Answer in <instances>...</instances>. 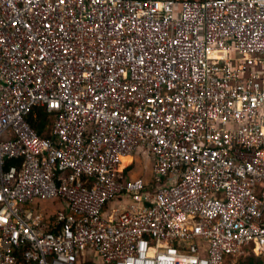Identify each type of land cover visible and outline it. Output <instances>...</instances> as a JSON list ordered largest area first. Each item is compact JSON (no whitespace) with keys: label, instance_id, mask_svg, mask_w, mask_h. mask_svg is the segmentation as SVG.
<instances>
[{"label":"built area","instance_id":"built-area-1","mask_svg":"<svg viewBox=\"0 0 264 264\" xmlns=\"http://www.w3.org/2000/svg\"><path fill=\"white\" fill-rule=\"evenodd\" d=\"M39 107L50 137L27 120ZM138 153L150 180L122 167ZM251 253L264 254V0H0V264Z\"/></svg>","mask_w":264,"mask_h":264},{"label":"trees","instance_id":"trees-1","mask_svg":"<svg viewBox=\"0 0 264 264\" xmlns=\"http://www.w3.org/2000/svg\"><path fill=\"white\" fill-rule=\"evenodd\" d=\"M53 118L54 115L52 113H48L45 108L39 107L34 109L33 113L28 116L27 120L38 135L42 137H50L49 133ZM130 163L131 161L128 164ZM128 170L130 171V169ZM242 259H246L244 264H264V254L262 253H251L241 257L239 260Z\"/></svg>","mask_w":264,"mask_h":264},{"label":"rangeland","instance_id":"rangeland-1","mask_svg":"<svg viewBox=\"0 0 264 264\" xmlns=\"http://www.w3.org/2000/svg\"><path fill=\"white\" fill-rule=\"evenodd\" d=\"M132 156L133 158L127 157V159L123 161L124 166H126L131 161L132 164L130 165L129 169L131 170L132 177H143L144 179L150 180L152 163L151 157L147 153H138ZM244 262H246V259L238 260L234 264H244Z\"/></svg>","mask_w":264,"mask_h":264},{"label":"crops","instance_id":"crops-1","mask_svg":"<svg viewBox=\"0 0 264 264\" xmlns=\"http://www.w3.org/2000/svg\"><path fill=\"white\" fill-rule=\"evenodd\" d=\"M131 157V156H130ZM131 158H133V157H131ZM132 162H133V160H132ZM129 165V164H128ZM128 165H126V166H128ZM151 165H152V163H151ZM125 166V167H126ZM40 207H43V208H46L47 210H48V212L49 213H52L53 211H54V209L56 208V206L54 205V206H52V204L50 203V202H44V203H42L41 205H40ZM59 207V206H58Z\"/></svg>","mask_w":264,"mask_h":264},{"label":"bare ground","instance_id":"bare-ground-1","mask_svg":"<svg viewBox=\"0 0 264 264\" xmlns=\"http://www.w3.org/2000/svg\"><path fill=\"white\" fill-rule=\"evenodd\" d=\"M128 157H130V156H128ZM125 159H127V157L123 158V160H122V167H125L124 166V162H123Z\"/></svg>","mask_w":264,"mask_h":264}]
</instances>
